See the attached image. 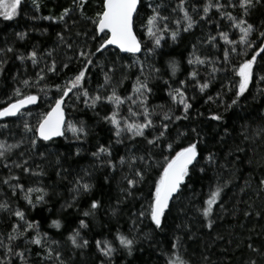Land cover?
Here are the masks:
<instances>
[{
    "label": "trees",
    "instance_id": "16d2710c",
    "mask_svg": "<svg viewBox=\"0 0 264 264\" xmlns=\"http://www.w3.org/2000/svg\"><path fill=\"white\" fill-rule=\"evenodd\" d=\"M219 2L227 4L229 0ZM231 2L236 3L237 0ZM102 3L103 0H88L84 6V14L81 15L80 10L73 5V0H22L18 15L12 20H5L0 16V49H13V52L6 55L0 54V58L6 60L5 71L0 74V108L21 98L15 95L14 90L18 87L25 95L35 94L39 97L38 104L21 112L23 115L0 119V140H5L8 144L22 141L20 147L13 149L9 155V163L27 160L26 167L44 173L42 176L31 175L22 168L0 166V181L11 174L20 178L19 183L25 189L44 188L48 193L45 203L36 204L40 193L33 192L31 198L36 204L33 208L24 199V193L17 191L13 194L8 185L0 183V203L6 201L10 205L7 210H0V239L7 244V235L12 231V226L23 224L12 214L19 209L24 211L27 220L39 222L38 229L28 230L24 237L12 242L14 247L18 246L17 251H25L28 264H56L55 260L43 259L46 255L44 248L26 243L36 236L37 231L41 235L46 234L48 243L62 254L65 264H109L96 245V241L105 240L117 248L111 264H166L168 256L176 251L172 245L177 237L181 243L177 254L189 261V264H249L250 260L264 264V257L248 247L251 244L253 248L264 252V184L261 183L264 180V133L260 132L264 129V82L255 78L264 75V60H261L264 53L257 56L255 77L245 93L246 98L241 97L237 105L226 111L235 92L234 87L230 92L228 85H235L238 81L231 67L227 72L215 73L213 79L209 76L210 65L188 63L189 59L194 58L193 45L196 46L195 55L201 58L218 56L223 59L222 50L229 46L217 36L219 31L228 32L232 39L239 38L238 29L232 28V22L222 18L216 9L208 13V19H201L207 0H186L184 6L198 23L188 32L182 30L181 24L176 42L172 41L170 31L176 30L174 21L183 16L178 9L173 11L179 0H141L143 10L138 17H134V31L142 41V52L137 56L144 63L143 74L134 63L135 57L132 54H122L116 48L109 47L103 54L96 53L92 57L93 63L87 66L85 76L84 88L90 96L97 90L102 96L110 95L112 88L116 87L122 97L132 96L137 77L143 80L147 76L149 86L153 89L147 104L153 123L157 125L155 130H145L149 139L158 134L163 113L183 115V106L175 103L168 93L170 87L179 88L182 86L181 81L184 82L183 89L192 107L188 110L187 119L164 121L169 124L167 142L172 143L173 149L178 151L199 139L197 148L205 172L193 173L179 198L170 203L162 229H156L147 217L138 218V213L142 206H147L152 182L162 170L164 157L174 152L170 153L163 142L156 148L149 145L143 137H132L128 132L122 133L118 138L115 126L104 119L116 111L114 105L105 101L90 108L84 103L87 98L81 96L77 100L75 96L72 97L73 93H69L65 97L67 123L80 126L83 122L88 132L87 137L82 136L77 140L71 132L65 131L67 139L60 137L53 141H38L35 148L31 147L33 133L26 132L24 124L28 123L35 128L42 115L51 109L55 98L60 96L55 85L64 84L85 67L84 59L79 56L80 50L91 49L95 52L99 39H91L96 34L92 19L102 10ZM148 4L153 7L163 4L161 14L169 17V31L164 32L166 35L163 34L161 47L156 49L155 54L147 51L154 47L145 28L148 17L152 15ZM65 8L73 10L63 22L44 19L48 16L59 17ZM224 10L237 17L242 15L239 7H227ZM247 19L258 31H264V8L257 7ZM19 33L26 35L21 39ZM58 34L63 35V42ZM210 35L217 36L218 47L204 43ZM251 39L255 41V46L245 53V46L239 45L240 54L231 55L233 64L238 65L258 51L261 45L258 33L254 32ZM69 44L72 45L71 48L67 46ZM33 50L38 53L37 65L33 66L31 60L22 62L17 59L18 55L27 56ZM49 52L52 53L51 56L47 55ZM53 60L56 63L54 73L47 71ZM173 60L178 63L175 75L169 67V62ZM65 64L67 67H64ZM129 64L132 65L130 69L127 68ZM149 65L160 71L150 72ZM41 69H44L46 77L36 86L34 82ZM193 70L198 71L200 83L211 81L209 88L203 93L200 92L197 81L190 76ZM106 73L112 78L111 84L101 89ZM23 80H29L30 85L24 86ZM209 96L213 99L210 100ZM47 98L52 100L47 102ZM133 99L137 97L133 96ZM142 111L139 104L126 102L120 106L117 118L121 119L122 126L124 118H127V123L142 122L145 119L142 115L132 114ZM216 113L223 114L224 121L213 120L212 116ZM193 128L199 133V137L191 131ZM181 132L187 135L180 136ZM118 139L120 142H117ZM101 146L110 147V157L101 155L97 158L92 155ZM77 148L81 150L79 156L75 155ZM209 153L215 154V163L212 165H208L203 159ZM149 155L154 160V166L146 182L138 187L132 197H126L121 190L128 187L125 177L133 174L128 166V159L131 156H144L147 159ZM121 157L126 161L123 165L120 164ZM108 160L116 165L115 169L106 163ZM135 167L141 168L142 165L137 161ZM86 171L90 175H85ZM80 177L94 187L91 192L77 196L73 189L76 179ZM226 180L230 183L221 194L219 203L214 206L210 217L214 223L212 228H208L201 210L206 207L205 201L215 189L217 181L223 184ZM74 196H77L75 200ZM93 200L99 201L101 207L91 210ZM68 204L72 206L68 207ZM90 210L93 214L84 216L83 213ZM53 220H59L61 227H54ZM81 220L88 227L81 228ZM76 229H80L81 236L88 241L86 248H73L69 236ZM118 232L137 241L132 255H128L119 246L116 240ZM53 241L57 243H52ZM4 255V248H0V257ZM11 264H22V261L14 256Z\"/></svg>",
    "mask_w": 264,
    "mask_h": 264
},
{
    "label": "snow or ice",
    "instance_id": "6c2138e0",
    "mask_svg": "<svg viewBox=\"0 0 264 264\" xmlns=\"http://www.w3.org/2000/svg\"><path fill=\"white\" fill-rule=\"evenodd\" d=\"M88 2V0H73V5L80 10L81 15L84 14V6ZM186 0H179L177 7L173 9L176 11L177 9L183 13L182 19H177L174 21V24L177 26L176 30L170 31V36L173 42L178 40L180 35V25L183 24V31L188 32L192 30L196 24L197 20L193 18V16L189 13L188 9L184 6ZM22 4V0H0V16H2L5 20H12L15 16L18 15V9ZM147 7L152 9V15L148 17L147 23L145 25L146 35L153 40L154 47L151 49H147L148 52L155 54L156 49L161 47V40L164 38L163 33L165 31H169L168 23L169 17L161 14L160 9L163 7V4H156L154 7L152 4H148ZM227 7L237 8L239 7L242 10V15L237 17L234 16L231 12H228L224 9ZM257 7L264 8V0H237L236 3H232L231 0L227 4L220 3L219 0H216L214 3L213 0H207V3L203 6L204 15L201 17L202 20L208 19V13L212 9H216V11L220 14L222 18H227L232 22V28L238 29L239 38L232 39L228 32L219 31L217 36L224 42V44L228 45L227 49L222 50L223 59L220 57H212V56H204L201 58L200 56L195 55L196 46L193 45V57L188 60L189 64L195 65H210L211 72L209 76L215 78L214 74L218 72H227L229 67H231V71L233 72L235 77H238V81H236L235 85L229 84L228 90L233 91V87L235 88L234 98L231 101V104L226 107L231 108L233 105H237L240 102L241 97H245V93L248 91L249 85L253 82L255 77L254 66L257 63V56H260L261 53H264V31H258L252 23L248 22L247 17L251 15V13L257 9ZM73 9L65 8L64 11L60 14L59 17H44V19H57L60 22H63L65 17L69 16ZM141 0H103L102 10L96 14V17L92 19V23L96 27V34H94L91 39L97 40L99 39L98 46L93 52L91 49L88 51L80 50L79 56L82 57L85 61V67L81 69L78 74L75 75L74 78L65 81L62 85H55L57 91L60 93L58 99L55 100L54 106L51 107V110L44 113L42 117L38 120L37 125L33 128L28 123L24 124V129L26 132H32L33 138L30 141V145L32 148H35L38 141H53L55 137H65V131H69L73 134V137L77 140L81 139V137H87L88 132L83 126V122H81L80 126H77L71 122H68L66 125L65 122V97L69 95V93H73L77 100L80 99L81 96L87 98L84 103L87 107L95 108L98 103L107 102L115 106L116 111H113L111 116H105L104 119L107 120L110 124L115 126V135L119 138L121 134L124 132L131 133L132 137H143L147 143L153 147L159 148L161 146V142H163L170 153L174 152V154L170 156L164 157V164L161 166L162 170L159 173L158 178L154 179L150 188V199L147 203V206H142L141 210L138 213V218L147 217L154 224L156 229H162L164 226L165 214L169 210L170 202L174 199H178L182 194L183 189L186 188L191 180L193 173L199 171L200 173L205 172V167L201 166V154L198 151L197 144L200 142L199 139L195 142H190L187 146L181 147L178 151L173 149V144L167 142V133L169 129V124L164 121H178L180 119H187L188 110L192 107L189 103V99L183 89L184 82L181 81V87L179 88H171L169 90V96L172 100L183 106V115L176 116L174 114H169L168 112L163 113V119L159 125V131L157 135L152 136L149 139L148 136L145 135L146 129H156L157 125L153 123L151 118L152 113L148 108V97L153 92V89L149 86L148 77L145 76L143 80L137 77L135 84L133 86V95L122 97L118 94L117 88L113 87L110 95H101L100 91L97 90L94 95H89V92L86 88H84L85 76L88 71L87 66L93 63L92 57L96 53L103 54L109 46H114L121 53L132 54L135 57L134 63L137 67L140 68L141 73L144 72V63L139 59L136 55L142 52V41L138 39L135 31H134V17H138L140 11H142ZM195 11V9H193ZM254 32L258 33V37L261 39V45L256 51L255 54L251 56V58L243 59L238 65L233 64L231 60L232 53L238 52V46L244 45V52L246 53L248 49H252L255 46V41L251 39V36ZM102 34V35H101ZM21 39H23L26 33L18 34ZM59 39L63 42L64 37L62 34H58ZM217 36L210 35L208 39L204 42L213 47H218ZM69 48L72 47L71 44L67 45ZM13 52L11 47L5 49H0V54H5ZM47 55L51 56L52 53L49 52ZM118 55V54H117ZM38 53L33 50L27 56L21 54L17 56V59L20 61L31 60L33 66L39 63L38 61ZM261 60H264V56H261ZM6 63L5 59L0 58V74H3L5 71L4 65ZM67 67V64L64 65ZM132 65H127V68H131ZM169 67L173 75L178 71V63L176 61H170ZM48 72L56 71V63L53 60L51 66L47 67ZM149 71L158 73L160 70L155 68L152 65H149ZM198 71L193 70L190 73V76L193 80L197 81L200 92H204L209 88L211 81H206L204 83H200L198 80ZM46 74L44 69H41V72L37 74V79L34 82L36 86L39 85L40 81L45 80ZM261 82H264V75H260L255 77ZM105 83L101 85L100 88L103 89L106 85L111 84V76L107 73L104 77ZM122 83V81H121ZM167 83V81H165ZM22 84L24 86H29V80H23ZM75 90V91H74ZM15 95L17 97H21L16 99L15 102L9 103L6 107L0 108V118L2 117H11L23 115L21 113V109H23L26 105H34L37 104L39 97L33 94L25 95L21 88H16ZM43 91V88H41ZM133 96H136L137 99H133ZM219 96V93L217 94ZM246 98V97H245ZM209 99H213V97L209 96ZM126 102H130V104H139V106L143 109L142 112H133L134 116L142 115L145 119L142 122H132L127 123V118L125 119V123L122 126L121 119H118V110L121 105ZM131 111V108H129ZM171 111V110H169ZM27 115H31V113H27ZM212 119L217 122L224 121V115L220 113H216L212 116ZM191 131L199 137V133L196 132V129L193 128ZM261 133H264V129L260 130ZM180 136H186L187 133L181 132ZM67 139V137H65ZM117 142H120L119 139ZM8 144L5 140H0V166L11 169L22 168L25 173H29L31 175H44L43 171L35 172L31 168L26 167L28 161L24 160L22 163L12 161L8 162V157L11 154L12 150L20 147V144ZM80 149L77 148L75 155H80ZM22 155V154H21ZM43 155V154H41ZM93 156L99 158L101 155L111 156V150L109 148H105L101 146L97 152L92 153ZM208 165H212L215 163V154L209 153L207 157L203 158ZM140 162L142 165L141 168L135 167L136 162ZM125 158H120V164H125ZM113 169H115L116 165L112 163L111 160L106 161ZM128 166L132 170V176L125 177L127 181L128 187L122 189L121 191L125 193L126 197H132L134 192L138 190L140 185H143L149 172L154 166V160L151 155L146 159L144 156H131L128 161ZM59 175V173H57ZM85 175H90L87 171ZM19 177L15 175H9L7 178H4L0 183L8 185V187L12 190L13 194L17 191L24 193V199L27 201L29 205L33 208L36 207V204L45 203V197L48 195L47 191L44 188H33L29 187L25 189L23 184L19 183ZM12 181H16V183H12ZM230 181L226 180L223 184L217 181L215 189L212 190L209 194L208 199L205 201L206 207H204L202 211V215L207 220V227L212 228L214 221L210 219L213 214L214 206H216L220 199L221 194L224 192V189L228 186ZM264 184V180L261 181ZM94 185L89 182H84L83 178H77L75 181V187L73 189L74 193L77 196L80 193L91 192ZM33 192H38L40 195L36 199V204L33 203L31 198V194ZM77 196H74L75 200ZM71 207V204L67 205ZM10 205L5 201L0 203V210H7ZM101 207V204L97 200H93L91 202V210H95ZM221 209H223V205H220ZM85 211L84 216L92 215V211ZM15 217L18 218L19 221H22L23 224L17 223L12 226V231L7 235L8 243L5 244L3 239H0V248H4L5 255L0 257V264H11L12 258L18 257L22 264H28L27 258L25 257L24 250H16V247L13 246V241L24 237L28 230L33 228L38 229L39 222L38 221H29L25 218V213L22 210L16 209L12 213ZM259 215V213H257ZM135 223V221L133 222ZM52 225L56 228L61 227V223L59 220H53ZM80 227L86 228L88 225L84 220L80 221ZM69 240L73 246V248H86L88 246V241L84 239L80 234V229H76L69 236ZM116 240L119 242V246L127 251L128 255H132L133 249L137 241L134 238H130L128 235L123 233H117ZM26 243H31L37 246H40L45 249L46 255L43 257L45 260H55L56 264H65V261L61 258V253L59 251H55L51 245L48 243L46 239V234L41 235L38 231L35 237L27 240ZM52 243H57L53 241ZM96 245L100 253L109 261H111L117 251V248L113 246L110 241H96ZM181 247L180 238H176V242L172 245V248L176 251L172 252L167 260L166 264H189V261L183 259L180 255L177 254L179 248ZM249 248H252L254 252L259 253L262 257H264V252L261 249L253 248L251 244L248 245ZM249 264H257L256 260H250Z\"/></svg>",
    "mask_w": 264,
    "mask_h": 264
},
{
    "label": "water",
    "instance_id": "95a60500",
    "mask_svg": "<svg viewBox=\"0 0 264 264\" xmlns=\"http://www.w3.org/2000/svg\"><path fill=\"white\" fill-rule=\"evenodd\" d=\"M137 35V34H136ZM138 37V36H137ZM138 39H139V37H138ZM109 47H114V46H109ZM115 48V47H114ZM118 50V49H117ZM119 51V50H118ZM122 54H128V53H122ZM140 53H138V54H136V55H139ZM33 95H35V94H33ZM13 102H15V101H13ZM38 102H39V100H38ZM38 102H37V104H38ZM55 103V102H54ZM37 104H34V105H26L23 109H21V112H23V111H25V110H27V109H30V108H32V107H34V106H36ZM53 106H54V104H53ZM6 107V106H5ZM51 110V109H50ZM49 110V111H50ZM64 112H65V122H66V124H67V121H68V116H67V111H66V100H65V107H64ZM11 117H15V116H11ZM3 118H7V117H2V118H0V119H3ZM57 138H60V137H55L54 139H57ZM172 202V201H171ZM170 202V203H171Z\"/></svg>",
    "mask_w": 264,
    "mask_h": 264
},
{
    "label": "rangeland",
    "instance_id": "374dc122",
    "mask_svg": "<svg viewBox=\"0 0 264 264\" xmlns=\"http://www.w3.org/2000/svg\"><path fill=\"white\" fill-rule=\"evenodd\" d=\"M163 34H165V33H163ZM166 35V34H165ZM74 95H72V97H73ZM58 97H56L55 98V100L57 99ZM50 100H52V98H47V102H49ZM72 134V133H71Z\"/></svg>",
    "mask_w": 264,
    "mask_h": 264
}]
</instances>
